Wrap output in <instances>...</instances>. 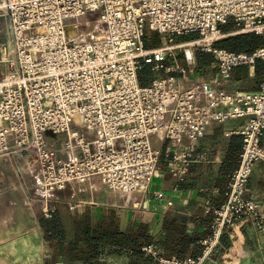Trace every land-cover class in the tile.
<instances>
[{"label": "built area", "instance_id": "2783aa9c", "mask_svg": "<svg viewBox=\"0 0 264 264\" xmlns=\"http://www.w3.org/2000/svg\"><path fill=\"white\" fill-rule=\"evenodd\" d=\"M1 5L10 18L16 67L0 78V152L11 138L28 154L44 196L94 176L126 193L147 191L159 162L153 134L186 137L189 145L172 158L185 162L209 123L246 117L238 131L242 148L228 196L213 209L201 253L166 258L151 244L142 250L157 264H205L227 231L245 224L264 230V205L248 194L253 166L264 162V75L254 92L231 95L206 88L204 103V85H178L179 77L205 73L195 62L198 51L211 55L223 78L235 67L264 60V46L250 53L215 46L229 35L264 37V0H2ZM86 14L98 16L104 35L87 40L69 35L74 24L69 20ZM231 18L235 27L223 31L221 25ZM149 30L198 36L179 43L170 36L146 47L143 37ZM175 50H181L185 64L177 62ZM168 56L172 62L165 63ZM143 64L153 72L145 86L139 84ZM72 126L90 131L92 138H82ZM63 132L65 146L77 148L76 157L61 158L49 142L47 133Z\"/></svg>", "mask_w": 264, "mask_h": 264}, {"label": "crops", "instance_id": "0c3cea01", "mask_svg": "<svg viewBox=\"0 0 264 264\" xmlns=\"http://www.w3.org/2000/svg\"><path fill=\"white\" fill-rule=\"evenodd\" d=\"M1 13L7 15V41L1 43L0 61L13 64L15 57L12 54L9 15L5 11ZM227 24L232 29L235 27ZM198 57V65L205 69L202 76L176 75L181 88L193 83L204 85L200 103L206 100V88L231 95L258 89L262 75L257 73L255 64L253 67H235L228 78H223L212 66L210 54L202 52ZM245 120L246 117H230L209 123L196 143L194 156L185 162H174L172 158L174 153L189 145L186 137L175 140L163 137L160 131L153 134L151 142L159 154L158 169L147 191L131 193L113 189L100 177L94 176L84 183H70L46 199L38 187L37 175L28 154L15 148V142L8 139L6 150L0 152V264H157L156 257L142 249L135 251L93 244L86 250L87 244L81 237L73 246L74 224L78 219L91 225L110 219L121 231L145 223L151 239L143 246L153 245L155 252L166 258L200 254L203 248L201 241L210 229L213 209L228 196L229 176L237 166L242 148V136L238 131ZM165 121L166 117L162 122ZM72 127L82 138H92L90 131L82 132L76 126ZM61 135L67 138L65 132L52 136V143L59 141L62 145L61 150L55 146L61 152L60 157H76L77 148H67L66 139L59 138ZM248 189V194L264 205V162L254 164ZM47 211L50 215H46ZM55 217L64 225V242L49 237L45 231V224ZM182 243L186 246H180ZM220 246L214 255L216 264H249L250 259L253 260L264 249V230L251 224L236 226L223 234ZM77 253L86 256L70 259ZM205 264H212V260Z\"/></svg>", "mask_w": 264, "mask_h": 264}, {"label": "trees", "instance_id": "16d2710c", "mask_svg": "<svg viewBox=\"0 0 264 264\" xmlns=\"http://www.w3.org/2000/svg\"><path fill=\"white\" fill-rule=\"evenodd\" d=\"M226 24L221 25V29L223 31H230L232 27H229L228 24ZM158 43L159 41L157 39L154 44H147L145 46H156ZM215 46L231 51H244L250 53L254 49L264 46V37L254 33L229 35L216 41ZM197 59H199L198 55ZM143 66L139 71V84L141 86L147 85L152 76L149 70ZM255 67L257 73L263 76L264 60L257 59ZM74 227L75 240L72 241L73 246H76L78 238L81 237L87 244L85 247L86 250L93 247V244H106L139 251L142 249V246L148 243L151 239L145 223H141L135 228L121 231L111 222L110 219H107V221L104 222L102 221L99 225H91L84 220L78 219L75 221ZM45 231L49 237L57 239L59 242L65 241V228L60 219L55 217L52 221L48 220L45 224ZM180 246H186V244L182 243ZM85 256L86 255L83 253H77L75 255H71L70 259L78 260L85 258ZM176 257L183 258L186 257V255H176Z\"/></svg>", "mask_w": 264, "mask_h": 264}, {"label": "rangeland", "instance_id": "374dc122", "mask_svg": "<svg viewBox=\"0 0 264 264\" xmlns=\"http://www.w3.org/2000/svg\"><path fill=\"white\" fill-rule=\"evenodd\" d=\"M1 4H2V0H0V46H2L1 43H3L4 41H7V40H5L6 39V35H5L6 31H5V29H6V25H7V17H6L7 15L5 16L3 13H1V11H5L6 12V10L2 7ZM69 22H72V23L74 22V24H73L74 28H76V26H77V28L75 29V31L77 30L75 39H79V40H84L85 39V40H87V39L95 38V37L99 38L102 35H104V25L98 20V16L96 14H86V15L81 16V17L72 18V19L69 20ZM228 22L231 23V24H234V21L232 20V18L229 19ZM9 23H10V18L8 20V24ZM170 36L173 37L174 42L179 43L182 40H186V39L190 40V39H193V38L197 37L198 33L197 32H190V33H186V34H183V35H170L169 33H158V32L149 30V31H147L145 33V35L143 37V42H144V45H147V44L152 45L158 39V41H159L158 45H159L160 43L167 41V39ZM199 53L201 54L202 52L201 51L195 52V62L197 64H198V61H197L196 57H197V55ZM12 54H14V53L12 52ZM174 54H175L177 62H179L180 64H185L186 63V61L184 60V57H183V54H182L181 50H175ZM14 57H15V54H14ZM11 59H12V57H11ZM15 60H16V58H15ZM15 60H14L13 64L8 62V61L7 62L6 61H0V77L1 76L3 77V74L6 75V74L10 73L11 71H13L15 69V67H16V61ZM164 62L165 63L172 62L171 57L170 56L166 57ZM143 65H144L143 67H145L147 70H149V72L152 75L153 72L150 69V64H143ZM161 74H164V73H161ZM259 82H260V80H259ZM258 86H259V84H258ZM75 128H77L78 130H80L82 132H85L84 129H82V128L78 127V126H76ZM47 136H49V142H52L53 140H52V137H51V133H47ZM59 138H61V140H63V139L65 140L66 139L65 135H61V137H59ZM53 144L57 148H59L60 150L62 149V145H61V143L59 141H58L57 144L56 143H53ZM90 179H88V180H90ZM88 180H85L84 182H86ZM84 182H73V183H84ZM67 185H66V187H67ZM65 188H63V189H65ZM40 190H41V188H40ZM57 191H59V190H57ZM55 192L52 195H50V196H44V194L43 193L42 194H43L44 198L49 199V198L53 197ZM61 199H63V197H61ZM46 215H50V211H47ZM215 256H213L211 258L212 264H216L215 262H213V261L216 260V259H214ZM259 258L261 260H259ZM211 260H209V261H211ZM209 261H207V262H209ZM259 261L261 262V264H264V249H262L260 251V254L258 256L253 257V260L250 259L249 264H258Z\"/></svg>", "mask_w": 264, "mask_h": 264}, {"label": "bare ground", "instance_id": "6f19581e", "mask_svg": "<svg viewBox=\"0 0 264 264\" xmlns=\"http://www.w3.org/2000/svg\"><path fill=\"white\" fill-rule=\"evenodd\" d=\"M76 28H77V26H76ZM76 28H74L73 25L69 26L68 33L71 37L76 35V31H77V30L75 31ZM187 51H188V55L191 56L192 54H191L190 50L187 49Z\"/></svg>", "mask_w": 264, "mask_h": 264}]
</instances>
